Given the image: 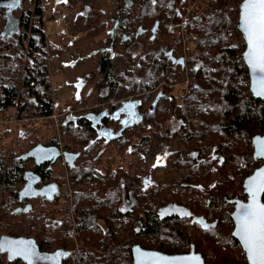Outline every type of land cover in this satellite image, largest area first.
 Instances as JSON below:
<instances>
[{
	"label": "trees",
	"instance_id": "obj_1",
	"mask_svg": "<svg viewBox=\"0 0 264 264\" xmlns=\"http://www.w3.org/2000/svg\"><path fill=\"white\" fill-rule=\"evenodd\" d=\"M23 1L29 4L25 24L29 34L22 26L15 38L0 34V118L10 117L11 109L16 111L17 118L50 116L58 107L54 102L50 62L66 50L48 39L43 0ZM116 1L117 5L121 3V13L127 20L116 41H111L115 52L105 53L98 62L101 102L94 108L114 110L120 102L134 97L142 100L146 114L139 126L109 144L91 143L96 137L88 122L62 125L66 148L72 150L69 156L74 161L69 164L70 176L74 183L82 185L73 203L81 244L77 254L67 224L70 216L60 219L61 213L71 212L64 194L47 202L39 196L27 211L22 191L34 166L22 150L8 155L0 150V236L32 240L39 251L63 252L66 258L62 264H133V246L145 238L155 241L164 234L161 229L140 235L135 222L123 220L118 212L120 189L108 192L107 176L100 167L104 160L111 159L112 148L119 153L130 148L133 158H146L151 153V158L159 155L164 159L193 161L190 165L196 166V173L206 182L210 174L203 171L207 165L202 161L212 160L213 166L219 167L210 179L218 192L213 201L220 200L223 209L232 207L227 203V192L237 185L236 189L242 190L245 178L259 166L253 158V147L245 153L241 150L253 137L264 136V101L251 94L248 69L237 62L239 51L228 42V32L238 28L223 15L227 0H203V6L197 4L187 17L195 0ZM20 18L23 20L22 15ZM3 20L1 13L0 28ZM87 22L90 25V20ZM184 41L194 44L186 48V56ZM184 62L190 76L188 90L183 86ZM161 82L167 85L153 111V102L160 95L153 90ZM172 97L179 100L174 108L179 126L164 135L158 129L166 122ZM85 111L88 110L82 112ZM184 111L198 118L199 123H187ZM146 128L160 135L158 143L150 144L152 134ZM36 174L44 182L51 175L44 170ZM178 228L175 226L170 234L178 233ZM210 232H220L221 239L202 246L204 258H213L215 264L234 263V253L241 249L231 237V223ZM19 260L0 251V264H24Z\"/></svg>",
	"mask_w": 264,
	"mask_h": 264
},
{
	"label": "flooded vegetation",
	"instance_id": "obj_2",
	"mask_svg": "<svg viewBox=\"0 0 264 264\" xmlns=\"http://www.w3.org/2000/svg\"><path fill=\"white\" fill-rule=\"evenodd\" d=\"M19 1L21 2V5L15 9V6H17ZM28 9L29 4L25 3L23 0H0V14L3 13L4 15V20L2 21V26L0 28V34L3 37L7 36L11 39L15 38L20 34V26H22L25 34L28 35L29 28L25 25L27 24L26 16H28ZM21 15L23 16V20L20 18ZM115 18L103 21V28L105 30V37L107 41V50L105 49V53L108 54L114 53L111 41H116V38L119 36L121 26L127 20V17L121 16V21L118 23V31L113 32L112 29L116 24ZM105 53H103V55ZM84 110L85 109L79 111V113L78 111H75L71 115L85 116L80 119L78 123L82 121L88 122L89 124L87 123V125H89L95 132L96 138L99 134L98 132L104 128H113L115 132L121 128V118L116 120L111 117V114L115 109L111 110L109 107H101L86 109L88 111L82 112ZM141 111H143L142 108ZM146 130L152 134L149 138V141H151L150 144L158 143L159 134L152 128H146ZM164 131L165 132L163 133H166L169 129ZM174 131L171 132L173 133ZM129 139H131V137ZM98 141L105 143L104 138ZM71 152L72 150H67L66 148L64 155L67 154L69 156ZM24 153L30 154L27 160L31 161L30 164L34 166L33 173H28L26 176V182L22 191V193H24L22 198L24 200L26 210L29 211L31 209L30 206L35 203L37 197L39 196H44V200L47 202L46 200L50 198L59 197L61 194H64L67 201L66 205L70 206L71 212L66 214L61 213L60 219L70 216L67 224L71 228L75 244V252L77 254V223L75 220L73 203L74 196L82 185L74 183L69 175V179L74 186L72 201L70 203L69 195L62 187L64 180L55 173V165L57 162L62 164L64 156L61 154L58 139L53 140L45 146L42 143H37L25 150L22 154ZM57 154H59L60 157L54 161V157ZM72 162L74 161L71 159V156H69L65 165L69 174V164ZM191 162L193 163V161L179 159L123 158L105 160L100 167L107 176L108 192H112L117 187L120 189V201L117 205V210L124 216L123 220H133L140 235H144V232L148 230H164V234L157 240L151 241L150 239L145 238L140 244H136L140 245L143 250L167 256H183L194 252L195 254L201 255L205 264H215L216 260L213 258H204L202 246L207 242L213 243L214 240H216V242H220L221 233L217 232L213 234L210 230L217 227L219 229L220 226L230 222L231 237L240 245L241 249V252H239L241 256L232 258V261L234 262L232 264H237V262L243 260L245 261V264H249V258L246 257L241 244L232 236L236 227L235 221L232 218L234 207L232 206L230 209H223L220 200L213 201L214 198L217 197L218 192L215 191L212 186L209 188L205 187L204 181L201 180L202 175L196 173V166L194 164L191 166ZM202 163L207 165V167H204L203 171H206V173L209 172L210 175H213L212 172L214 170L217 171L219 168L213 166L212 160L202 161ZM262 164L263 162H259V166ZM142 167H149V172L142 175ZM41 170H44L45 174H51L48 181L44 182V179L40 180L39 176L36 174V172H40ZM159 171L163 174L159 175ZM202 174L204 175L205 173ZM111 178L115 181L112 182L110 180ZM246 199V196L242 198V200ZM175 226L179 227L178 233L171 235L170 231ZM6 239L18 240L24 238L0 236L1 252H4V254L12 260L20 258L19 261L24 264H34L30 259L32 256L36 255L33 250H30L31 254L28 257H23L20 254L24 252V249L20 246H15V244H6ZM39 252L40 253L37 256L39 258H43V260L36 264H62L52 261L53 258H57V253L60 252ZM64 258H66V256Z\"/></svg>",
	"mask_w": 264,
	"mask_h": 264
},
{
	"label": "rangeland",
	"instance_id": "obj_3",
	"mask_svg": "<svg viewBox=\"0 0 264 264\" xmlns=\"http://www.w3.org/2000/svg\"><path fill=\"white\" fill-rule=\"evenodd\" d=\"M46 8V26L45 32L48 39L56 45H61L66 51L61 54L59 58H53L50 62V75L52 80V89L55 97L56 111L58 114L64 110L81 111L83 109H92L100 104L99 99V80L101 76L97 73V65L101 60L105 49L107 50V43H105V30L103 28V21L112 20L117 15L119 6L116 0H43ZM197 3L198 6H203V0H195L191 6ZM61 10L60 17L55 18L54 11ZM87 13L89 16H87ZM121 16H124L121 13ZM90 17V18H89ZM87 20H90V25ZM69 45L70 47H66ZM193 41L184 43L183 54H186V48L192 47ZM116 49H114L115 52ZM120 50V49H119ZM188 50V49H187ZM188 52V51H187ZM179 103V100L173 97L168 102V114L166 122L158 132L162 134L164 130L174 131L179 126V121L174 114V108ZM63 107V110H59ZM11 116L16 115L14 109L10 110ZM53 123L48 120L35 124L28 125H14L6 128L7 130L0 131V150H3L6 155L25 151L37 143H42L44 146L57 139ZM62 130V129H61ZM160 137V135H159ZM61 141L66 145V140L63 138L61 131ZM250 149L242 151L248 152ZM111 159H133L130 155V148L124 153H119L115 148L109 150ZM147 154L146 158H151ZM140 158V157H136ZM164 159L159 155H154L152 159ZM254 158V157H253ZM109 159V158H108ZM109 159V160H111ZM105 161V160H104ZM103 161V162H104ZM258 162V161H257ZM258 168V167H257ZM67 169L64 164L57 162L55 165V173L61 179L65 180ZM149 172V167H142L141 173L145 175ZM69 174V172H68ZM162 175L159 171V175ZM70 175V174H69ZM213 175H210V179ZM206 182V188L213 187L212 181ZM200 180V179H199ZM239 186H235L229 191H238ZM6 244H15L24 249L20 255L28 257L33 250L36 255L30 258L34 264L42 261L37 255L40 253L32 240H11L6 239ZM235 257L239 253H234ZM65 253H57V258H53V262L62 263Z\"/></svg>",
	"mask_w": 264,
	"mask_h": 264
},
{
	"label": "water",
	"instance_id": "obj_4",
	"mask_svg": "<svg viewBox=\"0 0 264 264\" xmlns=\"http://www.w3.org/2000/svg\"><path fill=\"white\" fill-rule=\"evenodd\" d=\"M20 5L21 2L19 1L15 9ZM118 6L119 10L115 18L116 24L112 29L113 32L118 31V23L121 21L120 2ZM240 10L237 28L245 41L242 57L248 69L250 92L255 99L264 101V0H243ZM161 97L162 94L153 102V111ZM142 106V100L139 98L131 97L122 101L120 106L111 114L113 119L119 120L121 118V128L117 132L113 128H104L98 132L97 138L91 143L104 138L105 143L108 144L120 139L127 129L139 126L145 117V112L141 111ZM83 117L85 116L68 115L63 125L66 127L70 123L78 124V121ZM252 143L254 159L263 162V164L256 168L243 182L242 189L247 199H233L228 200L227 203L234 207L232 218L236 227L232 236L241 244L246 257L249 258V264H264V136L253 137ZM29 155L26 153V158ZM59 157L60 155L57 154L54 161ZM64 158L68 161L69 156L65 154ZM198 221L200 222L199 219ZM132 256L133 264H205L201 255L194 252L183 256H167L145 251L140 245L132 247Z\"/></svg>",
	"mask_w": 264,
	"mask_h": 264
},
{
	"label": "built area",
	"instance_id": "obj_5",
	"mask_svg": "<svg viewBox=\"0 0 264 264\" xmlns=\"http://www.w3.org/2000/svg\"><path fill=\"white\" fill-rule=\"evenodd\" d=\"M243 0H227V2L224 4L223 6V15L227 20L230 21H234L236 24L238 22L239 16H240V8H241V4H242ZM197 7V3H194L191 7L190 10L188 11V13L186 14V17L193 11L195 10ZM62 14L61 10L56 9L54 11V16L55 18L60 17ZM228 42L231 46H233L234 48H236L239 53H238V57H237V62L239 63H244L243 61V57H242V51L245 50V41L243 38V35L240 33L239 30H234L231 29L228 32ZM185 43V41H184ZM184 56H186V54H184ZM185 63V81H184V87L186 88V90H188V85L190 83V76L188 74V67L186 62ZM167 85L165 82H161L156 88L155 90H153L156 94H162V89L163 87ZM167 87H172L170 85H168ZM176 87V86H174ZM55 100V97H54ZM55 102V101H54ZM56 103V102H55ZM181 103V107L183 109L184 103L183 101L180 102ZM74 111L72 110H64L62 113L58 114L57 112H53L52 115L50 116H40V117H31V118H17L16 116H10V117H2L0 118V131L4 130L5 128H8L9 126H14V125H35L41 122H45L50 120L53 123V128L55 129V134H57V139L59 142V148L61 151L62 156L64 155L65 149H66V145H64L61 141V129H62V125L63 122L65 120V118L68 115L73 114ZM185 118L187 123H192V124H197L199 123V119L195 118V117H191L187 112H185ZM253 147V143L252 141H247L243 144L242 146V151H245L249 148ZM256 161V160H255ZM63 164L64 166L66 165V160L64 159L63 156ZM254 165V162H253ZM247 169H249V166H246ZM63 189L68 193L69 195V199H70V203L72 201V194L74 191V186L71 183L70 179H69V174L68 172H66V176H65V180L63 181L62 184ZM244 192L243 189L242 190H238V191H228L227 192V198L229 200H233V199H242L244 197ZM80 243L77 242V250L79 251L80 249ZM88 249H92V247L88 248Z\"/></svg>",
	"mask_w": 264,
	"mask_h": 264
}]
</instances>
